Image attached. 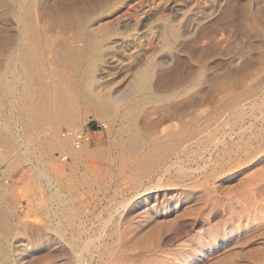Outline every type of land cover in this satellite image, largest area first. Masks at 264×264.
I'll list each match as a JSON object with an SVG mask.
<instances>
[{"label":"rangeland","instance_id":"1","mask_svg":"<svg viewBox=\"0 0 264 264\" xmlns=\"http://www.w3.org/2000/svg\"><path fill=\"white\" fill-rule=\"evenodd\" d=\"M64 4L77 8L74 23H88L103 34L102 46L109 51L98 61V70L112 69L103 74L100 88L124 86L154 57L163 63L153 66L154 92L176 96L159 103L146 100L145 111L161 104L170 106L166 115L178 109L185 118L196 113L199 119L188 124L196 131L183 138V146L166 141L167 149L150 155L147 146L119 142L118 117L105 128L91 106L73 98L77 118L72 122L59 118L55 106L44 110L45 120L34 122L18 101L10 105L2 96L0 200L13 209L7 228L15 224L23 232V244L11 246L19 251L17 264H77L52 239L42 243L37 237L41 227L33 217L41 221L44 216L37 206L56 199L71 206L59 210L62 216L67 212L70 232L78 236L82 220L90 228L86 264H264V0ZM0 16L7 14L0 10ZM196 17L200 20L188 30L187 19ZM54 43L49 61L56 78H73L66 44L60 38ZM234 76L240 80L228 82ZM68 91L59 88L55 97ZM143 114L137 116L141 127ZM168 120L164 127L177 123ZM72 126L85 132V150L68 141L58 144L61 132ZM156 182L158 190L141 193Z\"/></svg>","mask_w":264,"mask_h":264},{"label":"bare ground","instance_id":"2","mask_svg":"<svg viewBox=\"0 0 264 264\" xmlns=\"http://www.w3.org/2000/svg\"><path fill=\"white\" fill-rule=\"evenodd\" d=\"M43 1L45 0H0V10L7 14L3 18L0 16V98L6 96L10 105L18 101L22 105V110L24 108L25 113L34 119V122L38 119L45 120L47 112L44 110L49 109V107L54 109V106L57 107L59 118L72 122L77 118L74 105H70L71 101L75 99L76 102L91 106L105 128L115 123L118 117L119 124L115 129V134L116 138H119V142L126 140L129 145L147 146L150 155L165 148L166 141L172 140L170 144L180 148L183 146V138L186 135H195L196 130L194 128L192 130L188 129L190 127L188 124L193 126L199 119L195 112L194 115L190 114L185 118V114L183 115L182 111L178 109L175 110L173 115H166L170 113V106L155 105L149 111H145L146 106H142L146 100L149 103H159L170 99L176 94L156 93L152 88L153 66L154 63L163 65L160 62L161 60L157 62L154 57H151L147 62L141 64L124 86L122 85L120 88L112 90L109 85L100 88L102 84H100V79L103 80V74H109L110 69H112L111 67L105 71L101 69L102 73L99 72L100 69L98 70V61L100 62L101 57L105 53L107 55L106 51H109L107 50L108 47L106 49L102 46L101 37L103 38V34L98 35V30L96 33V31L90 29L91 26L88 23H74L77 8L73 7L72 4L65 7L64 2L68 0H63L62 4L59 5L58 3H47V8V4L45 3L44 6ZM165 7L168 9L170 5ZM199 20L200 17H196L195 20L192 18L187 19V29H193ZM101 33H104V31ZM59 38L64 42V45L66 44L64 52L68 57L71 72L74 70L73 78L63 76L60 79L56 78L58 72L54 71L51 66L52 63L49 61L51 59H49V54L52 56L54 48L53 43ZM74 42L78 44L81 42L82 46L77 45L78 47L73 48L74 45L71 44H74ZM135 48L137 50L139 47ZM58 55L61 56L59 53ZM97 71L102 76L99 73L97 74ZM114 72H116V69ZM107 74L106 76H108ZM239 80V76L228 78V82ZM59 88L62 90L67 88L68 93L71 92L72 94L67 93L66 96L58 94L59 97H55V91ZM141 112L144 113L141 115L142 127L138 125L137 117ZM161 114L164 116H161ZM170 118L175 119L177 123L175 122L176 124L171 127H164L163 123ZM186 128L189 131H186ZM60 136L63 138H60L57 142L61 146L68 141L76 150H85L87 147V136L80 128L72 126L67 128L64 133L61 132ZM74 152L76 157L80 159V154L77 151ZM158 167H163V163L159 164ZM163 170L167 171L168 167L164 166ZM160 186V183H151V185L144 187L141 193L153 192L158 190ZM56 200L55 203L42 201L38 204L37 208L43 211L44 219L42 218L40 221L39 218L33 217L41 227L37 237L42 239V243L52 239L57 248L75 257L77 264H86L85 259L89 257L88 253L91 254L89 247L91 237L88 232L90 228L87 227L84 220L81 221L80 219L81 222L78 225L79 235L76 236L73 232H70L72 225L65 219L67 212L62 216L59 210H69L71 206L64 200ZM10 205L6 201L0 200V264H10V262L17 264L20 254L17 249L11 248V246L14 247L16 241L19 243L18 246L22 245L24 241V239H19V235L23 234L20 227L12 224V228L8 229L10 225L9 217L14 216ZM130 229L132 230V228ZM100 237L101 234L97 235L96 239L99 240ZM13 239L15 242H12ZM97 248L99 247L97 246L95 251H98ZM93 256H95L94 253L90 255L91 258Z\"/></svg>","mask_w":264,"mask_h":264},{"label":"built area","instance_id":"3","mask_svg":"<svg viewBox=\"0 0 264 264\" xmlns=\"http://www.w3.org/2000/svg\"><path fill=\"white\" fill-rule=\"evenodd\" d=\"M79 136V135H78Z\"/></svg>","mask_w":264,"mask_h":264}]
</instances>
